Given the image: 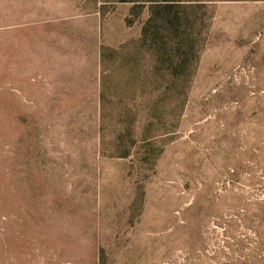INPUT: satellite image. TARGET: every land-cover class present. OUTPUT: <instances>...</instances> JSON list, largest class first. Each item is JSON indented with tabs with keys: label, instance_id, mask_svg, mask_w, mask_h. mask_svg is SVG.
<instances>
[{
	"label": "rangeland",
	"instance_id": "obj_1",
	"mask_svg": "<svg viewBox=\"0 0 264 264\" xmlns=\"http://www.w3.org/2000/svg\"><path fill=\"white\" fill-rule=\"evenodd\" d=\"M134 6L0 0V264H264V0Z\"/></svg>",
	"mask_w": 264,
	"mask_h": 264
},
{
	"label": "trees",
	"instance_id": "obj_2",
	"mask_svg": "<svg viewBox=\"0 0 264 264\" xmlns=\"http://www.w3.org/2000/svg\"><path fill=\"white\" fill-rule=\"evenodd\" d=\"M121 1H134L135 2V6L134 7L135 8H141V7H144L146 5V1H152V0H121ZM153 5H156V4L152 3L151 7H153ZM153 20L154 19L149 18V20L147 21V23L143 27V35H142L141 41H143L145 39L146 34L148 33L149 27L152 24V21ZM160 55H161L160 54V49L157 52L151 54V56H152V58H153V60L155 62H157L158 60H160ZM130 154H131V152L128 150L126 152L124 151V153L122 155L128 156Z\"/></svg>",
	"mask_w": 264,
	"mask_h": 264
}]
</instances>
